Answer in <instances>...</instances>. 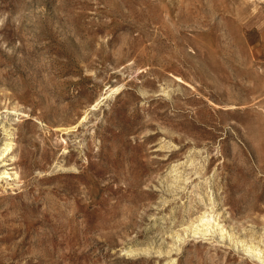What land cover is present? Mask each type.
Instances as JSON below:
<instances>
[{"label":"rangeland","instance_id":"obj_1","mask_svg":"<svg viewBox=\"0 0 264 264\" xmlns=\"http://www.w3.org/2000/svg\"><path fill=\"white\" fill-rule=\"evenodd\" d=\"M0 154V264H264V0H0Z\"/></svg>","mask_w":264,"mask_h":264},{"label":"bare ground","instance_id":"obj_2","mask_svg":"<svg viewBox=\"0 0 264 264\" xmlns=\"http://www.w3.org/2000/svg\"><path fill=\"white\" fill-rule=\"evenodd\" d=\"M9 133V135H10V137L9 138H12L11 136H12V132L10 131V132H8ZM7 134V133H6ZM11 145H12V143H11V141H8V142H6L5 143V146H4V148H3V150H5V151H8V150H10V148H11ZM2 153H4V152H2ZM0 156H1V154H0ZM5 173V172H4ZM6 174V173H5ZM14 174L16 175V173L14 172ZM14 175V176H15ZM8 176L9 177H11L12 175H9L8 174ZM16 177V176H15ZM205 214V213H204ZM209 214V213H208ZM211 215V214H210ZM213 218V216H209V215H207V216H202L200 219H199V221H201L202 223H201V225H206V227L208 226H210L211 225V223H210V220ZM198 221V222H199ZM197 221H195V223H196ZM200 227V226H199ZM198 228V227H197ZM220 230H223V228L221 229L220 228ZM250 250H254L253 249V246L252 245H248L247 246V251H250ZM254 255H257L259 258H260V255L262 254V255H264V249L262 250L261 248H255V251H254ZM261 259V258H260Z\"/></svg>","mask_w":264,"mask_h":264}]
</instances>
